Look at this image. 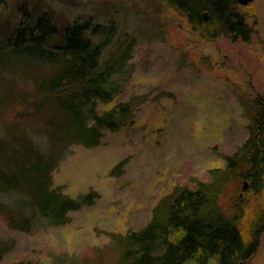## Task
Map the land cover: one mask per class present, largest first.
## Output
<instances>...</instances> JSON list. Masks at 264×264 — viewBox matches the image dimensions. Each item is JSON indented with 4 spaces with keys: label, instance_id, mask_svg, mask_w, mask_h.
<instances>
[{
    "label": "trees",
    "instance_id": "trees-1",
    "mask_svg": "<svg viewBox=\"0 0 264 264\" xmlns=\"http://www.w3.org/2000/svg\"><path fill=\"white\" fill-rule=\"evenodd\" d=\"M166 1L206 40L249 41L254 34L238 0ZM117 28L114 19L90 18L60 26L50 13L25 8L13 28L0 31V216L9 227L67 224L70 211L98 197L65 193L53 173L74 145L96 146L105 131L133 120L131 100L98 110L122 92L138 41L134 34L118 36ZM252 120L250 137L224 155L225 166L212 169L211 181L176 186L144 228L112 235L110 264H238L257 252L264 233V93L253 100ZM232 192L229 214L222 199ZM245 192L251 193L246 201Z\"/></svg>",
    "mask_w": 264,
    "mask_h": 264
},
{
    "label": "rangeland",
    "instance_id": "rangeland-1",
    "mask_svg": "<svg viewBox=\"0 0 264 264\" xmlns=\"http://www.w3.org/2000/svg\"><path fill=\"white\" fill-rule=\"evenodd\" d=\"M25 8L50 13L60 26L114 19L118 36L136 35L122 92L98 105L102 112L131 100L135 112L98 145H74L53 173L55 186L73 197L96 191L94 204L70 211L67 224L31 231L0 216V264H110L113 234L144 228L176 186L211 181L224 155L250 137L253 100L264 93V0L239 5L254 28L249 41L201 38L166 0H4L0 31L13 28ZM234 195L222 199L229 214ZM249 205L255 208L253 197ZM244 262L264 264V233Z\"/></svg>",
    "mask_w": 264,
    "mask_h": 264
},
{
    "label": "water",
    "instance_id": "water-1",
    "mask_svg": "<svg viewBox=\"0 0 264 264\" xmlns=\"http://www.w3.org/2000/svg\"><path fill=\"white\" fill-rule=\"evenodd\" d=\"M238 1H239V4H242V5L246 6V5H248L249 3H251L254 0H238ZM247 187H248V182H245L244 188H247ZM238 264H245V262L241 261Z\"/></svg>",
    "mask_w": 264,
    "mask_h": 264
},
{
    "label": "flooded vegetation",
    "instance_id": "flooded-vegetation-1",
    "mask_svg": "<svg viewBox=\"0 0 264 264\" xmlns=\"http://www.w3.org/2000/svg\"><path fill=\"white\" fill-rule=\"evenodd\" d=\"M239 5H242V4H239ZM242 6H244V5H242Z\"/></svg>",
    "mask_w": 264,
    "mask_h": 264
}]
</instances>
